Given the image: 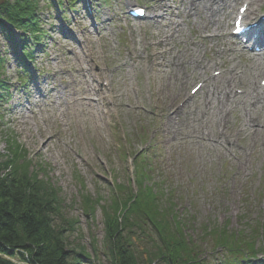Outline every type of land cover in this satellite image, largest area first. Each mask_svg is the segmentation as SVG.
Returning a JSON list of instances; mask_svg holds the SVG:
<instances>
[{
    "label": "rangeland",
    "instance_id": "rangeland-1",
    "mask_svg": "<svg viewBox=\"0 0 264 264\" xmlns=\"http://www.w3.org/2000/svg\"><path fill=\"white\" fill-rule=\"evenodd\" d=\"M152 1L92 0L87 9L86 3H80L77 12L72 15L67 12V20L59 19L60 23L53 9L41 1L40 18L47 33L43 48L36 51L31 60V79L27 87L21 81L19 55L15 57L14 50H10L17 42L10 43L0 30V59L7 53L0 75L9 82V91L3 90L0 102L1 159H15L13 145L26 151L32 169L55 186L63 201L59 222L65 226L72 223L67 231L69 245L83 246L88 253L89 258L81 264H113L106 238L105 212L114 214L110 210L113 196L122 195L125 187L129 189V182L131 190H137L133 160L143 149L147 159L142 157L141 162L150 168L148 174L152 173V180L160 185L163 196H169L175 206L174 215L181 221L186 236L195 242L193 248L198 258L209 264H224L231 257L226 249L218 248V239L224 230L229 235L244 234L247 241L256 242L258 249L264 246L263 240H258L260 225L264 224V148L258 142L257 149H261L252 148L240 163L229 157L218 160L213 149L203 151L191 146L190 152L188 146L166 142L164 118L168 111L163 101L168 91L172 95L168 98L170 102L179 101L190 95L201 79L195 77L181 86L166 73L156 80L154 74L144 71L147 64L139 65L133 59V48L145 56L150 46L173 33L168 22L155 27L151 22L148 24L147 19L131 20L132 8L147 7L150 14ZM171 2L173 0L168 1ZM172 7L171 21L186 22V14L180 13L184 3H172ZM262 13L264 10L258 14ZM231 27L232 21L228 24L226 36L229 39L225 42L234 46L236 39L230 35ZM206 31L209 33H202L192 22H186L181 32L185 44L178 38H173L170 44L176 49L193 48L190 40H194L202 51L205 35L211 32ZM214 54L212 49L206 52V57L213 59ZM237 56L239 61L249 62L240 53ZM122 63H127L125 69H120ZM99 70L105 71L106 81L100 79ZM214 72L212 70V74ZM49 78L57 87V93L41 101L38 92L51 88L52 85L45 83ZM86 79L91 84L96 79L106 86L112 79L116 94L123 102V107L103 105L104 108H100L101 117L104 111L106 117L99 128L87 107L77 110L84 111L81 120L68 109L71 94L86 88ZM104 82L106 84H102ZM154 84L156 92L162 93L151 92ZM200 96L198 93L193 106L200 104ZM36 100L43 107L31 105L30 101ZM94 114L98 118L97 110ZM237 122L238 117L232 115L230 123ZM247 141L245 138L239 143ZM168 219L171 220L170 216ZM136 243L135 255L140 262L150 264L144 246L139 240ZM242 249V252L248 251L247 247ZM248 260L251 264H264V254L258 252L256 260L250 257Z\"/></svg>",
    "mask_w": 264,
    "mask_h": 264
},
{
    "label": "trees",
    "instance_id": "trees-1",
    "mask_svg": "<svg viewBox=\"0 0 264 264\" xmlns=\"http://www.w3.org/2000/svg\"><path fill=\"white\" fill-rule=\"evenodd\" d=\"M39 3L40 0H0V18L27 35L21 42L26 55H30L27 50L32 47L29 39L37 41L43 34ZM0 28L8 40L13 39L12 32L1 22ZM5 87L6 82L0 80V91ZM12 152L14 160L3 161L0 155V264H16L15 258L27 264H81L89 258L88 253L83 246L69 245L67 231L72 223L66 227L59 222L63 201L55 186L32 169L26 151L19 145H13ZM141 172L139 179L146 175L144 167ZM172 205L166 195L157 194L143 181L137 193L126 187L122 195L116 193L110 208L114 214L105 212L112 263L145 264L135 255L139 240L150 264H205L198 258L193 248L196 244L186 236L181 221H172ZM238 242V235L225 232L218 239V244L233 254L238 252ZM248 245L253 254L258 251L254 240ZM232 261L228 264L241 262L237 257Z\"/></svg>",
    "mask_w": 264,
    "mask_h": 264
},
{
    "label": "bare ground",
    "instance_id": "bare-ground-1",
    "mask_svg": "<svg viewBox=\"0 0 264 264\" xmlns=\"http://www.w3.org/2000/svg\"><path fill=\"white\" fill-rule=\"evenodd\" d=\"M180 2L184 3V10H180V13L186 14V22H192L199 31L209 29L212 32L211 37L204 41L203 52L201 46L194 40H190L193 48L165 49L163 48L164 42L169 43L171 40L167 37L150 46V50L148 49L149 52L145 56L133 48L132 57L139 65L147 64L144 70L148 71L149 75L154 74L156 80L159 75L165 76L166 73H170L180 85L195 80V77L204 82V91L201 90L202 99L199 106L195 104L193 106V102L188 96H184L173 103H169L166 99L163 101L169 103V114L166 123H164L165 137L169 143L188 146L190 152L191 146H196L203 151L205 148L208 150L213 149L218 159L223 157L219 154H224V156L232 154L233 157H236L235 160L241 163L244 161V156L239 154L238 150L245 154L248 152L251 143L255 145L258 143V139H264V87L258 84V78L264 76V49H262L263 53L258 55L255 52L247 54V57L252 59L251 62L242 63L238 60L237 54L242 52L243 48H237L225 42L227 38L226 31L232 18L239 15L236 11L240 3L247 6L245 19L251 20L254 15L260 12L264 0L174 1V3ZM163 9L171 14V6L166 0L156 1L154 11L150 13L152 19L147 23L156 22L159 18V15H156L157 11ZM164 22H168L170 29L175 28L171 38L179 33V39L182 40L181 44L182 42L185 44L186 40L181 32H183L186 22ZM163 23L159 25L162 26ZM259 25L257 42L264 48V21H261ZM206 45L210 47L205 48ZM220 45L222 48H219ZM212 49L215 52L213 59L206 58V52H212ZM126 66L127 63H122L120 69H125ZM214 67L224 70L222 76L217 79L211 75ZM99 75L104 81L107 80V75L103 70L99 72ZM94 82V84H91L86 79V88H81L79 91L74 90L68 103V109L73 110L74 116L79 119L82 118L84 111L77 112V110L87 107L90 109L95 126L99 128V124L103 123L106 117L105 111L102 112L103 116L101 117L100 108H104L103 105L107 108L113 105L123 107V102L120 99L121 96L116 94L113 80L111 83L109 82L111 86L109 90L107 86L103 89L97 87L95 85L97 82L95 80ZM46 83L52 86L49 90L46 89L43 90V93L41 92L40 97L44 99L54 97L57 93V87L54 86L55 84L51 78L46 80ZM154 86L155 89L151 90L153 94L162 93L161 91L156 92L157 86L156 84ZM238 88L243 89L240 95L235 91ZM137 91L140 94L138 89ZM94 95L98 96L99 99H95ZM169 96L172 95L168 91L166 98L168 99ZM30 102L31 105H39L37 102ZM181 104L183 105L181 106ZM95 110L99 113L98 118L94 114ZM182 111L183 113H181ZM31 113L35 115L34 112ZM232 115L239 118L235 126H230ZM26 118L28 119V117H25V120ZM85 123L83 122L84 126ZM242 137L248 138L249 142L240 146L238 141ZM236 152L239 154L238 157L235 154ZM201 153L199 152V155ZM207 160L211 161L209 158Z\"/></svg>",
    "mask_w": 264,
    "mask_h": 264
}]
</instances>
